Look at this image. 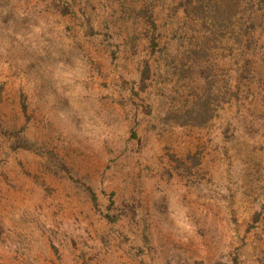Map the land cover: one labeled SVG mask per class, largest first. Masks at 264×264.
<instances>
[{
  "label": "rangeland",
  "instance_id": "rangeland-1",
  "mask_svg": "<svg viewBox=\"0 0 264 264\" xmlns=\"http://www.w3.org/2000/svg\"><path fill=\"white\" fill-rule=\"evenodd\" d=\"M146 1L0 0V264H264V0Z\"/></svg>",
  "mask_w": 264,
  "mask_h": 264
},
{
  "label": "trees",
  "instance_id": "trees-1",
  "mask_svg": "<svg viewBox=\"0 0 264 264\" xmlns=\"http://www.w3.org/2000/svg\"><path fill=\"white\" fill-rule=\"evenodd\" d=\"M158 0H147L145 5L138 11L139 15L142 17L147 25L155 31L157 29V24L155 17L153 15V6ZM179 5L181 10L184 12L185 16L190 19H199L202 22V26L205 27L203 32L212 36L217 31L216 26H223V22L220 21L221 16L225 20L226 14L224 8L221 6L220 0H180ZM62 13L67 15L74 13L72 9L68 7L62 9ZM123 19V18H122ZM149 31H151L149 29ZM150 45L153 51H156L158 47V41L155 36L151 37ZM150 75L149 70H145L142 75V89L147 88V80ZM212 101L210 94L206 92L205 95L200 96L199 102L188 109L185 113L178 116L174 114L171 118L182 125L196 124L198 126L207 123L213 114H211ZM22 110L27 113V104L23 100ZM181 118V119H180ZM4 137L10 141V147L13 150L25 149L32 150L35 148V144L27 137V125H23L18 129L3 130ZM91 195H93V200L97 205L96 195L92 188H89ZM234 264H238L237 258L234 259Z\"/></svg>",
  "mask_w": 264,
  "mask_h": 264
}]
</instances>
